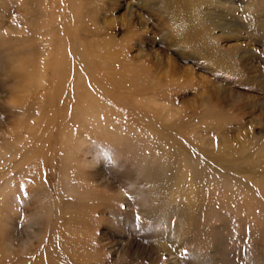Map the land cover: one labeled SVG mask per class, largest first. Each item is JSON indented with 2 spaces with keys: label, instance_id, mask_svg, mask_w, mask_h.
<instances>
[{
  "label": "rangeland",
  "instance_id": "rangeland-1",
  "mask_svg": "<svg viewBox=\"0 0 264 264\" xmlns=\"http://www.w3.org/2000/svg\"><path fill=\"white\" fill-rule=\"evenodd\" d=\"M0 264H264V0H0Z\"/></svg>",
  "mask_w": 264,
  "mask_h": 264
},
{
  "label": "bare ground",
  "instance_id": "bare-ground-1",
  "mask_svg": "<svg viewBox=\"0 0 264 264\" xmlns=\"http://www.w3.org/2000/svg\"><path fill=\"white\" fill-rule=\"evenodd\" d=\"M173 3V2H172ZM80 50V49H79ZM84 58V57H83ZM86 64V63H85ZM120 71V70H119ZM114 73V72H113ZM114 75V74H113ZM123 75V74H122ZM118 76V75H117ZM111 78V77H110ZM123 78V77H122ZM128 82V81H127ZM115 83V82H114ZM120 83H121V81H120ZM123 83V82H122ZM126 84V83H125ZM104 88V87H103ZM261 173V172H260Z\"/></svg>",
  "mask_w": 264,
  "mask_h": 264
}]
</instances>
